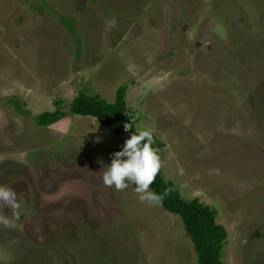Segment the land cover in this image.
Masks as SVG:
<instances>
[{
  "label": "rangeland",
  "instance_id": "rangeland-1",
  "mask_svg": "<svg viewBox=\"0 0 264 264\" xmlns=\"http://www.w3.org/2000/svg\"><path fill=\"white\" fill-rule=\"evenodd\" d=\"M122 84V132L69 111ZM130 125L216 210L222 264H264V0H0V264H197Z\"/></svg>",
  "mask_w": 264,
  "mask_h": 264
},
{
  "label": "trees",
  "instance_id": "trees-1",
  "mask_svg": "<svg viewBox=\"0 0 264 264\" xmlns=\"http://www.w3.org/2000/svg\"><path fill=\"white\" fill-rule=\"evenodd\" d=\"M126 85H119L114 100L108 101L99 93L79 91L71 100L69 111L91 115L113 132H122L126 123ZM57 105L52 111L35 113L37 124H50L59 119L64 111ZM133 146L146 158L145 180L156 200L167 211L179 215L185 233L189 236L197 257V264H222L221 249L226 239L225 227L216 221V210L197 197L186 199L162 177L158 141L152 131H139L134 125L126 130Z\"/></svg>",
  "mask_w": 264,
  "mask_h": 264
}]
</instances>
